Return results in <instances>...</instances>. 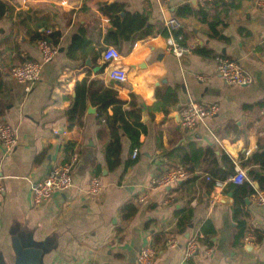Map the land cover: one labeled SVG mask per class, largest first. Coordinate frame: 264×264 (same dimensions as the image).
Instances as JSON below:
<instances>
[{
    "label": "crops",
    "instance_id": "crops-1",
    "mask_svg": "<svg viewBox=\"0 0 264 264\" xmlns=\"http://www.w3.org/2000/svg\"><path fill=\"white\" fill-rule=\"evenodd\" d=\"M0 2L5 6L0 14V122L14 127L17 137L12 152L0 142V264H138L146 246L157 250L154 264H264V207L253 196L213 188L205 177L226 170L224 155L235 163L264 151L263 10L242 0L224 13L217 1L205 7L203 20L197 0ZM102 6H118L120 23L138 15L145 24L130 42L117 43L121 32ZM172 17L182 23L180 45L193 48L182 60L167 50L163 23ZM216 17L222 23L212 29ZM56 32L57 55L25 92L10 77V68L40 60L37 42ZM107 47L121 54L125 84L108 77L101 59ZM217 57L237 62L253 84H225L216 70ZM204 75L209 81L199 82L196 77ZM84 82L87 92H81L76 106ZM105 89L116 91L126 111L135 96L144 128L135 160L131 140L121 136V163L113 171L104 154L110 130L99 118L98 97ZM168 90L174 104L163 100ZM187 100L215 105L218 111L188 130L179 119ZM72 158V187L36 207L33 186ZM175 169L186 170L188 179L155 183ZM93 177L103 184L96 196L87 194ZM250 185L259 188L256 182ZM230 192L232 203H220ZM235 205L247 228L242 240ZM125 206L132 208L129 216L122 214ZM181 217L190 219L184 233L178 228ZM247 234L254 237L252 245L245 243ZM195 236L197 247L185 259L186 243Z\"/></svg>",
    "mask_w": 264,
    "mask_h": 264
},
{
    "label": "built area",
    "instance_id": "built-area-1",
    "mask_svg": "<svg viewBox=\"0 0 264 264\" xmlns=\"http://www.w3.org/2000/svg\"><path fill=\"white\" fill-rule=\"evenodd\" d=\"M200 6L206 3H212L218 0H197ZM230 1V0H226ZM251 3L260 10L264 11V0H250ZM165 30L167 31L168 52L176 59L182 60L190 55L193 51L192 47L182 46L179 43L181 37L176 38V34L182 29V23L177 18H169L164 20ZM37 47L41 53L40 60L26 61L17 66H13L9 70L10 77L15 83L22 87L25 92H30L31 89L40 81L43 68L50 63L58 53L56 47L51 46L45 39L37 42ZM102 62L107 65L108 77L112 82L117 84H125L127 82V72L119 65L121 60L120 52L113 47H107L101 54ZM216 70L222 81L227 85L234 86H249L253 84V78L245 72L240 65L228 58H216ZM3 69L0 66V72ZM199 82H208L210 76H197ZM218 108L215 105L203 106L200 104L190 102L188 105L181 108L179 119L181 126L194 130L197 126L203 124L205 120L216 114ZM217 139V138H216ZM0 142L3 144L7 152H12L17 144L16 129L10 124L0 122ZM219 143V140H217ZM138 155V149H133L132 160H135ZM75 158L71 161L57 165L52 168L49 174L38 181L32 188V196L34 205L41 206L48 202L52 196L57 192H64L70 189L73 185V167ZM235 173L229 176L225 181L214 180V188L224 190L228 184L242 185L244 182H252L248 179L247 169L241 166V162H235ZM208 181L212 180L209 176H205ZM188 179V173L183 169H175L170 171L167 175L155 181L157 185H173L180 181ZM103 189L102 180L98 177H93L87 194L90 196L98 195ZM4 193V186L0 178V195ZM253 200L258 206L264 207V191L259 188H254ZM197 236L190 239L186 243L184 256L185 259H190L194 253L197 243ZM254 237L251 234L245 236V243L252 245ZM157 256V250L151 246L144 247L139 256L138 264H154Z\"/></svg>",
    "mask_w": 264,
    "mask_h": 264
},
{
    "label": "trees",
    "instance_id": "trees-1",
    "mask_svg": "<svg viewBox=\"0 0 264 264\" xmlns=\"http://www.w3.org/2000/svg\"><path fill=\"white\" fill-rule=\"evenodd\" d=\"M222 3V7L224 9V13L228 12L231 8L238 7L240 2L242 0H218V2ZM217 2V1H215ZM212 2V3H215ZM212 3H206L204 6H200L198 9V14L202 19H206L207 13L204 10L205 7ZM5 6L0 2V14L4 13ZM101 11L108 15L111 20L113 21V24L116 25L117 29L121 32L119 34V39L116 40L117 43H120V41H128L130 42L132 39V34L136 31H139L143 28L145 24V19L143 17H140L138 15L132 16L129 21H124L123 23H120V18L118 17V13L120 12V8L118 6H102ZM190 13V10H187L185 12ZM221 20L216 17L214 21L210 24L212 29H215V27L218 24H221ZM114 36V34H110ZM163 35H167L166 32L163 33ZM179 34L176 35V38H179ZM60 35L59 33H50L46 37H42L40 40L45 39L48 41V43L53 46L57 47V43L59 41ZM181 44L184 43L183 40H179ZM71 56V55H70ZM81 92H87L85 87V82L83 84V87H78L77 91V98H76V106L78 105L81 97ZM102 92H104L102 95L98 97V100L101 104V112L99 114L100 121L102 120L104 123V127L109 129V141L104 146V154H105V161L106 165L108 166V169L110 171L115 170L117 167H119L121 160H120V153H121V136L126 135L132 142V148H138L139 147V134L140 129L143 128V125L140 122V111L138 110V105L136 104L135 96H131V101L128 104L131 108V111L124 110V105L126 103L118 100L117 93L115 90L111 89H105ZM166 104L175 102V95L173 91L168 90L167 93L164 95L163 99ZM262 107V105H261ZM108 108L112 109V115L108 114ZM144 129V128H143ZM222 160L225 163L226 170L218 171L220 174H215L213 176H210L212 180H210L213 188L214 186V180H220L225 181L229 176L233 175L235 173V166L234 162L228 157L223 156ZM132 162H129L128 165H130ZM241 166L245 169H247V176L248 179L251 182H256L259 185V189L261 191H264V151L263 152H257L255 153L252 158H248L241 162ZM255 167H259V169H256ZM214 178V179H213ZM234 190V192L237 194L238 197L241 196H253L254 190L249 182H244L242 185H233L228 184L225 189ZM224 189V190H225ZM132 212L131 206H125L124 210H122V214H126V216H129V213ZM241 213V209L239 206L235 205L234 207V214L236 217L239 218V238L242 240L247 228L245 221L241 216L239 217ZM178 228L180 233H184V231L187 230L188 224L190 223V219L181 217L178 222ZM260 236L257 234V240L260 241Z\"/></svg>",
    "mask_w": 264,
    "mask_h": 264
},
{
    "label": "water",
    "instance_id": "water-1",
    "mask_svg": "<svg viewBox=\"0 0 264 264\" xmlns=\"http://www.w3.org/2000/svg\"><path fill=\"white\" fill-rule=\"evenodd\" d=\"M122 15H123V14H120V16H122ZM187 102H190V100H187ZM146 120H147V118H146V116H144V117H143V122H146ZM178 183L181 184L182 181H180V182H178ZM232 201H233V200H232V192H230V193L227 195V197L223 196V197H220V198H219V202L222 203V204H231ZM246 202H248V201L246 200ZM190 228H193V226L190 225ZM189 236H190V233H186V234H185V238H186V239H188Z\"/></svg>",
    "mask_w": 264,
    "mask_h": 264
}]
</instances>
